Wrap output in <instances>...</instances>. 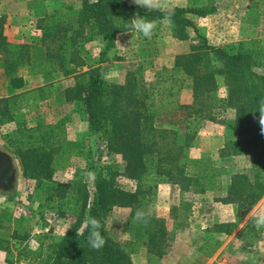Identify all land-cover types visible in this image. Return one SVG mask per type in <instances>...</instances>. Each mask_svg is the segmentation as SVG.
I'll use <instances>...</instances> for the list:
<instances>
[{
    "label": "rangeland",
    "instance_id": "obj_1",
    "mask_svg": "<svg viewBox=\"0 0 264 264\" xmlns=\"http://www.w3.org/2000/svg\"><path fill=\"white\" fill-rule=\"evenodd\" d=\"M80 1L72 0V4L79 5ZM125 1L138 4L136 0ZM262 1L147 0L150 5L147 7L141 0L139 4L146 11L171 6L214 7L215 11L205 17L191 15L197 30L168 19L152 20L140 13L127 12L122 6L116 8L114 20L121 31L116 48L104 56L109 63L103 76L109 85L135 79L138 92L150 93L148 102L156 113L154 124L160 143L157 153L144 158L146 171L140 184L145 193L141 203L135 208L115 204L107 221L110 234L131 252L134 264H264V227L257 228L253 223L255 214H264V195L249 210L239 211L237 204L224 201L233 173H246L251 178L264 175V170L257 173L253 165L259 154L256 150L220 155L228 139L250 137L232 133L235 109L227 103L225 75L216 71L218 86L212 92L209 113L188 117V110L178 107L192 103V81L175 66L177 56L190 53L193 45L205 40L229 52H250L252 48L238 40L236 32L244 35L248 23L264 21L259 11ZM222 5L223 9L219 10ZM67 13L73 15L74 10ZM139 18L153 23L150 38L133 33V20ZM92 28L93 25H87L82 36L93 35ZM82 38L78 39L81 43L75 44L82 52L75 57L79 71L99 64L103 57L99 50L103 46L98 43L88 63L84 61L86 44ZM36 48L31 50L34 55ZM41 54L43 50L39 49L38 55ZM117 55L123 61L120 66L112 65ZM6 57L9 58L8 53ZM3 58L0 55V99L6 102H0V108L6 107L8 111L0 123V141L17 157L20 177L15 195L0 194V248L10 249L16 264H25L33 253L47 252L78 223L82 203L79 189L86 186L92 200L98 175L114 176L117 184L128 191H134L140 184L126 175L124 156L111 149L106 135L110 127L92 131L83 101L67 99L63 87H68L71 74L60 71L35 75L25 64L27 68L22 70L26 83L15 93L8 88ZM204 59L215 69L223 65L213 54L204 55ZM256 61L257 69L262 70L264 62ZM114 100L107 95L109 103ZM50 127L54 131L46 141L55 147L50 163L52 179L44 174L26 176L18 151H46L48 143L43 138L46 131H51ZM260 135L254 137L261 141ZM168 151L176 156L177 165L159 160ZM160 167L172 168L171 173L178 180L160 173ZM54 181L75 189L59 198L54 194ZM134 211L146 216L137 218ZM86 215L87 210L82 222ZM160 228L164 232L156 233ZM151 231L156 233L154 241L150 239Z\"/></svg>",
    "mask_w": 264,
    "mask_h": 264
},
{
    "label": "trees",
    "instance_id": "obj_2",
    "mask_svg": "<svg viewBox=\"0 0 264 264\" xmlns=\"http://www.w3.org/2000/svg\"><path fill=\"white\" fill-rule=\"evenodd\" d=\"M118 6L124 7L127 12L140 13L152 20L168 19L184 27L192 26L195 30L197 27L191 15L205 17L215 11L214 7L185 6L155 8L146 11L139 4H129L125 0H82L80 9L74 14L76 26L73 23L62 24L63 21L57 20V13L49 14L44 19L46 21L43 26L42 44L36 48L35 55L31 53L34 48L31 44L21 43L9 46L3 33L4 21L1 19L0 55L4 56L3 62L12 91L19 90L25 85L24 77L18 75L19 68L25 64L29 71L36 70L43 74L58 70L65 74L75 72V85L65 90L68 94L67 99L83 101L92 131H102L110 127L106 135L111 149L124 156L127 161L126 175L140 184L146 171L144 158L146 155L157 153L160 144L159 133L154 124L156 113L151 110L148 102L150 93L138 92L135 79L132 78H129L126 84L109 85L99 65L91 66L86 71H79L75 50L69 55L67 52L71 46H75V43L71 41L69 46L64 40L69 29L73 30V35L69 38L76 39L82 36L87 25H93V33L102 34L106 42V47L101 52L103 56L101 61L108 60L104 56L116 48L117 34L121 31V27L114 20ZM39 49L43 50V54L38 55ZM7 53L9 58L6 57ZM209 54L216 56L223 65L218 69L208 65L204 55ZM70 63L75 65L70 66ZM175 66L180 68L192 81V103H182L178 107L187 109L188 117L193 114L202 117L209 113L212 108V92L218 86L216 71L225 75L228 85L227 103L235 109L232 133L235 136L250 135V137L228 139L220 155H240L256 150L259 154L253 165L258 170L257 173L263 171L264 126L260 124L259 106L264 103V68L257 69L259 66L253 54L242 50L235 53L229 52L225 47L209 44L205 40L200 45H193L190 53L177 56ZM107 95L115 100L109 103ZM2 101L6 102V99H0V102ZM7 111L6 107L0 108V123L3 122ZM50 128H52L51 131L45 132L46 137L43 138L45 141L52 137L50 132L54 130L53 127ZM258 133L261 134V141L254 137ZM45 148H47L46 151H39V149L18 151L26 176L36 177L44 174L47 179H52L53 168L50 163L55 147L52 143H48ZM176 159L172 151H168L159 158L161 162L173 161L177 165ZM159 171L169 175L171 180H178L172 175V168L164 170L160 167ZM179 172L182 174L183 171ZM263 176L256 174L254 178H251L246 173H233L230 176L224 201L237 204L239 211L243 208L249 210L264 195ZM54 182L56 184L54 194L59 198L65 197L69 191L75 189L64 183ZM95 187L92 200H90V193L86 186L80 188L82 191L79 189L82 203L78 223H74L72 228L54 242L47 252L33 253L25 264H134L131 252L110 234L107 221L115 204L135 208L141 203V196L145 193L142 185L140 184L134 191H128L117 184L114 176L107 177L100 174L96 178ZM86 210L87 215L96 217L102 225L101 234L104 237V244L98 249H93L88 245L86 240L88 227L87 225L81 226ZM134 212V215H137V211ZM143 216L146 214L143 213ZM77 229L80 231L79 236ZM159 231L164 232V228L157 229L156 233ZM151 232L150 239L154 241L156 233ZM3 250L7 253L6 262L16 264L10 249L5 247Z\"/></svg>",
    "mask_w": 264,
    "mask_h": 264
},
{
    "label": "crops",
    "instance_id": "obj_3",
    "mask_svg": "<svg viewBox=\"0 0 264 264\" xmlns=\"http://www.w3.org/2000/svg\"><path fill=\"white\" fill-rule=\"evenodd\" d=\"M72 0H0V20L2 19L4 21V35L6 36V40L9 43V46L17 45L21 43H28L33 45L34 48L40 46L42 44V36H43V26L45 24L44 20L49 14L57 13V20L63 21L62 24L69 25L70 23H73L74 26H76V19L74 17V14L76 11H78L82 5V0L80 1V4L76 5V3L72 4ZM257 3H253L251 5H254ZM73 6V7H72ZM261 10H259L262 13V16L264 18V0L261 3ZM252 8V6H251ZM223 9V5L220 6L219 10ZM74 10L73 15H68L67 12H71ZM56 11V12H55ZM237 13V12H236ZM61 16V17H59ZM3 17V18H2ZM73 21V22H71ZM75 21V22H74ZM246 34L242 35L239 32H236V34L239 36L238 40H243L244 44L248 48H252L250 51L256 60L263 61L264 62V21L262 22H253L248 23ZM248 31H251L248 33ZM87 34V33H86ZM62 35H64V32L62 31ZM71 35H73V30L69 29L67 31V36H65L64 40L67 43V45L70 46V42L74 41V43L77 45L78 43H81L78 41V39L82 38L84 39L86 52L85 60L87 63L90 60L91 56L94 55L93 47L95 44H100L101 47L99 50L102 51L106 47V42L104 39V36L102 34L93 33V35L88 36H79L76 39L69 38ZM83 35V34H82ZM118 35V34H117ZM222 37L219 38L218 42H221ZM232 43V42H231ZM74 46H71L69 50L67 51L68 54H70L72 51H74L75 56L78 58V53L82 54V52H79ZM82 47H80L81 49ZM103 48V49H102ZM89 50V51H88ZM263 51V52H262ZM262 52V53H261ZM118 54V52H117ZM113 62H115L112 65L120 66L123 62L121 58L117 55L115 59H113ZM109 63L108 60H103L99 64L95 66H101V71L104 73V70L106 69L107 64ZM71 66L74 65V63H70ZM24 68H27L25 66H21L18 70V75H22L24 79L26 78V74L23 72ZM90 68V67H89ZM23 69V70H22ZM88 69V66L87 68ZM86 71V70H85ZM31 72V71H29ZM60 71H54L52 73L43 74L38 71L31 72L35 75H52L59 73ZM75 72L71 73V78L68 80L67 86H74L76 83L75 78ZM121 79L117 80L120 81ZM26 83V79H25ZM66 86V85H65ZM8 88L10 89V83H8ZM24 88V87H23ZM21 88V89H23ZM45 88V87H44ZM65 90L66 88L63 87ZM19 90H14L15 93H17ZM43 89V88H42ZM64 90V91H65ZM52 91L49 95L52 96ZM2 249V248H0ZM5 251L2 249L0 250V258H2V261H0V264H8L6 262V255Z\"/></svg>",
    "mask_w": 264,
    "mask_h": 264
},
{
    "label": "clouds",
    "instance_id": "obj_4",
    "mask_svg": "<svg viewBox=\"0 0 264 264\" xmlns=\"http://www.w3.org/2000/svg\"><path fill=\"white\" fill-rule=\"evenodd\" d=\"M136 3L141 4V0H136ZM143 5H146L147 7L150 6L147 0H144ZM132 30L133 33L139 32L144 37L150 38L153 30V23L149 20H144L142 18L134 19L132 24ZM259 112L261 113L260 124L264 126V103H262L259 106ZM142 215L143 213L139 211L137 212V218L142 217ZM253 223L254 226L257 228L264 227V214L261 213L255 214ZM84 225H87L88 227V233L86 237L88 245L93 249H98L102 247L104 244V237L101 234L102 225L100 221L94 216L86 215L82 226ZM76 231H77V235L79 236L80 231L78 229Z\"/></svg>",
    "mask_w": 264,
    "mask_h": 264
},
{
    "label": "water",
    "instance_id": "obj_5",
    "mask_svg": "<svg viewBox=\"0 0 264 264\" xmlns=\"http://www.w3.org/2000/svg\"><path fill=\"white\" fill-rule=\"evenodd\" d=\"M19 177L17 157L0 141V194L15 195Z\"/></svg>",
    "mask_w": 264,
    "mask_h": 264
}]
</instances>
